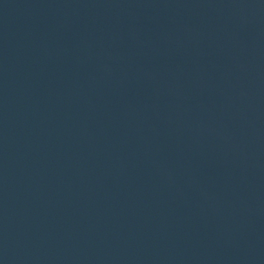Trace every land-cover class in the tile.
<instances>
[{"label":"water","instance_id":"1","mask_svg":"<svg viewBox=\"0 0 264 264\" xmlns=\"http://www.w3.org/2000/svg\"><path fill=\"white\" fill-rule=\"evenodd\" d=\"M0 264H264V0H0Z\"/></svg>","mask_w":264,"mask_h":264}]
</instances>
